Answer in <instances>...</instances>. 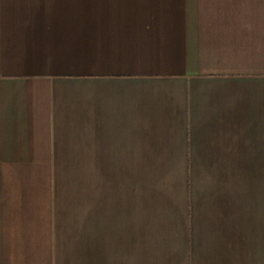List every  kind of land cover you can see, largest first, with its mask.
Wrapping results in <instances>:
<instances>
[{
    "label": "crops",
    "instance_id": "obj_1",
    "mask_svg": "<svg viewBox=\"0 0 264 264\" xmlns=\"http://www.w3.org/2000/svg\"><path fill=\"white\" fill-rule=\"evenodd\" d=\"M0 264H264V0H0Z\"/></svg>",
    "mask_w": 264,
    "mask_h": 264
},
{
    "label": "rangeland",
    "instance_id": "obj_2",
    "mask_svg": "<svg viewBox=\"0 0 264 264\" xmlns=\"http://www.w3.org/2000/svg\"><path fill=\"white\" fill-rule=\"evenodd\" d=\"M248 179V177H246Z\"/></svg>",
    "mask_w": 264,
    "mask_h": 264
}]
</instances>
